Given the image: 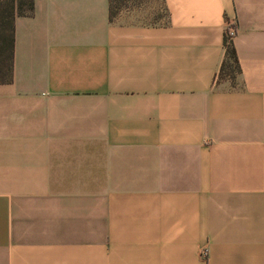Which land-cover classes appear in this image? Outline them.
I'll return each instance as SVG.
<instances>
[{
    "label": "crops",
    "instance_id": "crops-1",
    "mask_svg": "<svg viewBox=\"0 0 264 264\" xmlns=\"http://www.w3.org/2000/svg\"><path fill=\"white\" fill-rule=\"evenodd\" d=\"M115 1L13 18L0 264H264V0Z\"/></svg>",
    "mask_w": 264,
    "mask_h": 264
},
{
    "label": "trees",
    "instance_id": "trees-1",
    "mask_svg": "<svg viewBox=\"0 0 264 264\" xmlns=\"http://www.w3.org/2000/svg\"><path fill=\"white\" fill-rule=\"evenodd\" d=\"M115 0H108V15L118 7ZM33 12V0H0V83L11 79L13 51V18L15 15H30ZM223 58L218 77H227L233 81L239 70L236 53L229 37H223Z\"/></svg>",
    "mask_w": 264,
    "mask_h": 264
},
{
    "label": "built area",
    "instance_id": "built-area-1",
    "mask_svg": "<svg viewBox=\"0 0 264 264\" xmlns=\"http://www.w3.org/2000/svg\"><path fill=\"white\" fill-rule=\"evenodd\" d=\"M234 33H235L234 26L231 23H226L224 34L230 38Z\"/></svg>",
    "mask_w": 264,
    "mask_h": 264
},
{
    "label": "rangeland",
    "instance_id": "rangeland-1",
    "mask_svg": "<svg viewBox=\"0 0 264 264\" xmlns=\"http://www.w3.org/2000/svg\"><path fill=\"white\" fill-rule=\"evenodd\" d=\"M121 6V5H120Z\"/></svg>",
    "mask_w": 264,
    "mask_h": 264
}]
</instances>
